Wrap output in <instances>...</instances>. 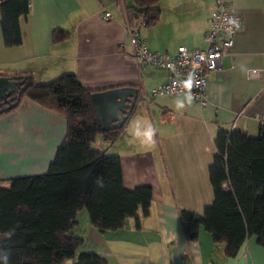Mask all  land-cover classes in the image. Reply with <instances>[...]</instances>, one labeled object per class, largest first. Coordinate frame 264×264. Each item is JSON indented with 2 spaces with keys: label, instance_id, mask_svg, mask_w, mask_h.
Returning a JSON list of instances; mask_svg holds the SVG:
<instances>
[{
  "label": "crops",
  "instance_id": "0c3cea01",
  "mask_svg": "<svg viewBox=\"0 0 264 264\" xmlns=\"http://www.w3.org/2000/svg\"><path fill=\"white\" fill-rule=\"evenodd\" d=\"M223 1L239 17V29L220 68L208 74L204 108L187 96H150L170 73L135 64L126 13L130 0H29L16 46L4 44L0 25V77L25 76L44 84L73 74L94 92L123 87L138 92L116 140L109 145L97 136L93 147L119 157L125 189L150 187L148 213L100 233L80 211L73 229L83 240L80 253H94L106 264H264L255 237L229 259L204 230L188 241L179 219L180 210L201 215L212 203L208 167L218 128L255 137L264 122V0ZM214 6V0H159L158 21L141 27L139 38L150 51L169 55L180 47L204 49ZM54 30L67 38L53 42ZM250 71H256L254 78ZM177 101L184 102L183 109ZM149 127L154 143L143 136ZM65 133L62 115L27 98L0 116V187L7 188L14 177L45 173Z\"/></svg>",
  "mask_w": 264,
  "mask_h": 264
},
{
  "label": "trees",
  "instance_id": "16d2710c",
  "mask_svg": "<svg viewBox=\"0 0 264 264\" xmlns=\"http://www.w3.org/2000/svg\"><path fill=\"white\" fill-rule=\"evenodd\" d=\"M130 1L126 6L130 27L137 20H143L144 27L158 21L159 0ZM28 13L29 0L0 4L6 46L20 44L19 19ZM67 36L54 30L52 41ZM93 93L75 75L63 74L48 83L23 84L13 95L12 109L0 106L2 116L27 98L66 121L65 136L46 172L14 177L7 188L0 187V264H106L94 253L79 252L83 240L73 234L77 214L84 210L100 233L121 229L126 220H137L139 212L147 215L150 187L125 189L119 157L93 147L97 136L112 144L133 109L121 128L102 132L90 102ZM213 145L215 154L208 167L212 203L201 215L179 211L183 233L195 242L204 230L214 244L223 245L229 259L236 258L250 237L264 250V122L255 137L219 127Z\"/></svg>",
  "mask_w": 264,
  "mask_h": 264
},
{
  "label": "built area",
  "instance_id": "2783aa9c",
  "mask_svg": "<svg viewBox=\"0 0 264 264\" xmlns=\"http://www.w3.org/2000/svg\"><path fill=\"white\" fill-rule=\"evenodd\" d=\"M7 0H0V4ZM214 9L209 15V28L204 35V49H177L175 54L150 51L139 38V29L144 21H137L128 28L132 48V58L138 67L148 66L163 69L170 73L169 79L151 90V97L187 96L204 108L208 104L206 96L207 77L220 68V59L228 53L239 29V17L230 13L223 0H214ZM105 18L110 14L105 13ZM256 71L248 73L250 78Z\"/></svg>",
  "mask_w": 264,
  "mask_h": 264
},
{
  "label": "water",
  "instance_id": "95a60500",
  "mask_svg": "<svg viewBox=\"0 0 264 264\" xmlns=\"http://www.w3.org/2000/svg\"><path fill=\"white\" fill-rule=\"evenodd\" d=\"M30 81V77L22 79L0 77V106L6 104L5 110L12 109L15 106L13 95L18 94L19 88ZM137 98V90L131 87L91 94L90 102L100 130L107 132L121 128L129 117Z\"/></svg>",
  "mask_w": 264,
  "mask_h": 264
},
{
  "label": "clouds",
  "instance_id": "9594fccd",
  "mask_svg": "<svg viewBox=\"0 0 264 264\" xmlns=\"http://www.w3.org/2000/svg\"><path fill=\"white\" fill-rule=\"evenodd\" d=\"M190 97L188 98V102L190 103ZM185 106L184 102L183 101H177V107L179 109H183ZM137 135H140L139 132H137ZM153 130L151 129V127H149L144 133H143V136L146 138L147 141H150V142H153Z\"/></svg>",
  "mask_w": 264,
  "mask_h": 264
},
{
  "label": "bare ground",
  "instance_id": "6f19581e",
  "mask_svg": "<svg viewBox=\"0 0 264 264\" xmlns=\"http://www.w3.org/2000/svg\"><path fill=\"white\" fill-rule=\"evenodd\" d=\"M138 21V20H137ZM74 234V233H73ZM75 235V234H74ZM72 236V235H71ZM76 236V235H75ZM73 237V236H72ZM74 238V237H73ZM103 261V260H102Z\"/></svg>",
  "mask_w": 264,
  "mask_h": 264
},
{
  "label": "rangeland",
  "instance_id": "374dc122",
  "mask_svg": "<svg viewBox=\"0 0 264 264\" xmlns=\"http://www.w3.org/2000/svg\"><path fill=\"white\" fill-rule=\"evenodd\" d=\"M2 236L0 235V238H1Z\"/></svg>",
  "mask_w": 264,
  "mask_h": 264
}]
</instances>
